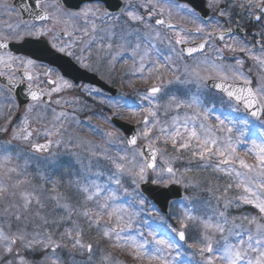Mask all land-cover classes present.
Wrapping results in <instances>:
<instances>
[{
	"label": "snow or ice",
	"instance_id": "1",
	"mask_svg": "<svg viewBox=\"0 0 264 264\" xmlns=\"http://www.w3.org/2000/svg\"><path fill=\"white\" fill-rule=\"evenodd\" d=\"M207 7L228 21L236 9H240L238 15L257 23L264 21V0H207ZM185 17L195 24L194 28L173 22ZM33 21L45 23L37 26ZM98 21L105 26L101 27ZM232 32L219 20H203L193 8L177 0H123L116 13L90 2L72 11L66 7L65 0H35L32 19L15 26L7 24L0 31V77L6 78L10 91L17 82L26 80L28 85L27 103L18 123L13 126L14 121L8 116L0 126V134L10 132V139L0 142V264H94L98 251L103 252L98 264H122L112 252L100 249L98 242L94 245L85 241V225L88 230H96L111 248L125 250L133 260L147 264H264V119H261L264 117V29L258 33L262 39L255 42L258 50L237 39ZM46 37L51 49L72 57L83 69L99 71L93 64L99 65L104 60L114 67L127 57L132 61L133 75L139 74L145 81L153 80L140 95V100L147 104L142 108L146 113L143 129L126 140L127 147L118 149V155L112 156L106 150L97 151L99 145H92L86 150L95 160L89 159L87 165L80 161L85 171L65 169L76 177L69 181L73 195L61 190L62 180L52 179L41 169L50 163L44 154L51 151L52 145L65 143V122L81 123L74 115L80 110L76 107L80 104L79 97L73 101L52 99L54 94L73 90L77 85L55 68L38 64L27 55H14L10 50L12 42L24 44ZM63 37L69 39L65 41ZM226 37L231 42H225ZM156 42L167 44L170 54L161 57ZM217 42H222L223 47H216ZM94 44L98 53H103L95 61L91 55ZM77 45L79 54L75 50ZM225 51L242 53L253 61L255 81L251 75L253 69L245 71V60L237 55L225 56ZM197 53L201 54L200 58L196 57ZM185 57L194 63H184L181 70L180 63ZM228 60L233 62L225 63ZM169 72L171 78L167 76ZM34 81L48 87L34 86ZM169 85H180L177 91L185 98L171 93ZM80 89L89 94L99 91L87 85ZM164 96L168 102L161 105L159 101ZM5 99L11 111L15 98ZM217 103L229 105L230 112L215 115L213 124L210 121ZM51 104L60 106L61 110L51 108L52 119L42 127H32V114L37 113L36 121H45ZM64 105L72 107L73 113L63 110ZM241 106L247 116L259 121V128L247 118L239 121L244 129L236 127L230 113L239 111ZM41 108L43 111L39 112ZM160 108L165 115L176 113L170 124L159 120ZM0 118H4L2 113ZM103 134L124 142L114 131ZM41 136L43 143L38 142ZM140 138L147 143L137 148ZM76 139V147L91 145L90 141ZM14 141L24 149L14 146ZM72 141L73 136L69 135L67 143ZM169 144L174 155L169 153ZM181 152H190L191 160L202 162L201 167L228 177L223 194L215 196L217 207L213 214H203L197 203L185 197L188 203L178 201L182 208L175 217L178 228L159 233L150 230L147 236L141 230L131 234L149 199L167 201L171 194L153 189L146 195L140 191L142 184L150 181L163 189H169L172 184L192 186L184 178L191 168L178 173L173 167V162L181 159ZM101 161H108L113 169L103 184L98 182L104 177ZM33 163L37 165L35 169L31 167ZM94 163L97 171L92 172ZM56 170L59 171V166ZM125 178L130 181L129 187L124 185ZM112 185L131 197L128 206L116 203L117 191ZM233 191L235 194L229 195ZM133 205H139L135 212L129 211ZM242 206H251L255 214L229 217V209ZM190 224L196 232L192 243L186 238ZM196 256L199 260H194Z\"/></svg>",
	"mask_w": 264,
	"mask_h": 264
},
{
	"label": "rangeland",
	"instance_id": "2",
	"mask_svg": "<svg viewBox=\"0 0 264 264\" xmlns=\"http://www.w3.org/2000/svg\"><path fill=\"white\" fill-rule=\"evenodd\" d=\"M158 44H159V46L163 45V44H161L159 42H158ZM163 46L166 49H169L167 44H164ZM131 64H132V61L130 59H128L125 63H123L124 66L130 67V72L132 70V68H131L132 65ZM181 70H183V67H181ZM137 77L138 78H135V80H133V82L138 86V88H134V89H132V91H134L135 89H138L137 93L142 95L145 92V90L147 89V87H149L151 85V83H153V80L145 81V80L140 78L139 74L137 75ZM168 78H170L169 75H168ZM170 87L181 88L180 85H169L168 88H170ZM173 89H175V88H173ZM5 96L6 95H5L4 91L0 90V113H2V115L4 117V118H0V120H1L0 126L4 125L5 119L8 116H11L12 119H13V117L15 115V111L14 110H16V105H15L14 101H12L11 111H9V105L6 102V99H5L6 97ZM119 99H123V97L122 98L120 97ZM124 100H126L127 102H130L129 98H127V99L124 98ZM139 101H141V100H139ZM167 101L168 100L163 101L164 103L162 102L160 104L161 105L167 104ZM100 104H101V102L98 101V105H100ZM81 106H82V104L80 106H78V107L76 106L80 110L74 113L76 119H78L81 123L77 124L75 122V120H71V121H66L65 122L66 123V127H67V133H65V135H64L65 143H62L59 146H56L55 144L52 145L51 151L48 154L44 155L46 157H49L50 163L48 164L47 167L41 169V171H43L46 175L51 176L52 179L62 180L63 183H62L61 190L66 192V193H68V194H70V195L74 194V190L69 186V181L70 180H75L76 177L74 175H69L68 172L65 171V169L67 168V169H69L72 172H78V171L79 172H83V171H85V169L81 168L80 161H83L84 165H87L89 159H92L93 161L95 160V158L91 157L89 152L86 150V149L90 148L92 145H99V148L96 149V150L97 151H104L103 150L104 144L102 142H100L99 140H97L96 138H94V137H92L90 135L83 134L80 131L81 130H85V127L90 128V129H93V128L94 129H96V128L99 129L100 128L98 132H101V133H103L105 131V129H113V127L110 125L109 121L105 119L106 117H104V115L99 114L98 116H95L97 118H92L89 115H84L83 117H81L80 116V114H82ZM144 106L147 107L146 102H144ZM123 107H125V106L123 105ZM123 107L121 108L122 109V113H123V115H121V116H123L122 118H124V119L128 120L129 122L133 123L134 126H136L137 132L142 131L143 125L140 124V121H141L142 117L144 115H146V113H144L142 110L141 111H139L137 109H135V110H127V109H125ZM51 108H56V110L58 112L61 110V107L57 106L55 104L49 106V111L47 112L46 120L43 121V122L36 121L34 119V117L37 115V113H33L32 114V117H33L32 127H34V128L42 127V126H44L47 123V121H50L52 119V112L50 110ZM21 110H22V112H21V115H22L23 112H24V108L21 109ZM63 110L68 111L70 114L73 113L72 107L67 106V105L64 106ZM38 111L42 112L43 109L42 108L38 109ZM183 111L184 110L181 111V113H180L181 115H183ZM163 114H164V109L160 108L159 109V117H158L159 120H160V118H161V116ZM167 114H170L169 115L170 116V118H169L170 120H171L172 116L176 115L175 112H171V113H167ZM244 118L245 117H240V119L237 120L238 121V124L236 126L237 128L244 129V126L239 123V121L244 119ZM248 120L251 123L256 124L258 128L260 127V124L257 123L256 121H252L250 119H248ZM18 121H19V118L16 120V122L14 123L13 126H15V124L18 123ZM75 130H77V131H75ZM116 133H117L118 137L121 136L120 132H116ZM156 133H157V135L159 134L158 131ZM69 135L73 136L72 143H67ZM77 137L80 138V139H83V140L90 141L91 145H81L80 147H76L75 145L78 143V140L76 139ZM39 138H44V137L41 136ZM55 138L56 137H54L53 139H55ZM103 138H104L106 144L107 143L108 144L119 143L114 138H110V137H106V138L103 137ZM8 139H10V133L5 138H0V142H2L4 140H8ZM140 140H144V139L140 138ZM13 145L14 146L18 145V147L20 149H24V146L18 144V142L14 141ZM158 146H162V145H158ZM170 147L171 146H169V148ZM74 153L76 155H73ZM169 153L173 154V155L175 154V153H171V152H169ZM241 154H243L242 148H241ZM158 160H159V158H158ZM249 160H250V162H252L251 157H249ZM197 162H200V161H186V164H184V162H182L180 159H178V160H175L173 162V167L178 171V173H185V169L193 167V164H195ZM19 163L22 164L23 160L19 161ZM102 165L106 168V161H101V166ZM182 165H186V166H182ZM57 166H59V171L56 170ZM31 167H32V169H35L37 167V165L35 163H33ZM192 170L190 172H186L185 173V177H184L185 178V183L191 181L192 186L188 187V188H185L182 184H179V185L183 186L185 189L188 190L189 195L186 196V197L189 198V200H191L192 202L197 203V205L199 207H200V205L198 204L199 203L198 200L200 198H199L198 195H200V194L203 195L204 194V190L202 189V187H203L202 184H206L207 183V185H210V187H212L214 190H217V191L222 189V193H220V194H217V193H215L213 191H212V193L210 191L207 192L205 190V195H207V197L205 196L206 198L204 199V202L206 201V204H207V205H205L206 206L205 213H207L209 215H212L213 214V210L217 207V201L215 199V196L223 194V189H224L225 185L227 183H229V181H226V182L224 181L223 182V180L221 178H219V177L216 178V180H217L216 181V180L211 178V176L213 174H211L209 177H202L201 179H199L200 178L199 175H197L196 173L192 174L193 173ZM95 171H97V168H96L95 163H94L93 167H92V172H95ZM211 171L212 170H209V172H211ZM211 173H213V172H211ZM209 178H210V182H209ZM106 181H107V179H106ZM98 182L102 183L101 179ZM218 182H223L224 185H222V184L219 185ZM124 185H125V187H129V185H130V181H128L127 178H125V180H124ZM112 188L115 189V188H117V186L116 185H112ZM117 189H119V188H117ZM117 189H115V190L117 191ZM118 193L120 194L119 196H118ZM118 193H117L118 199H117L116 203L128 206L127 202L129 200H131V197L126 195L124 193L123 189H121L120 192H118ZM234 194H235L234 191L229 193V195H234ZM183 202L184 203H188V200L184 199ZM73 203H76V201L74 200ZM138 207H139V205L130 206L129 207V211L135 212ZM200 208H201V210L203 209V207H200ZM221 208H222V202H221ZM241 208L233 207V208L229 209V213H228L229 217L231 218L232 216H240V215H242L241 211L239 210ZM173 211H174L173 220H172L173 222L171 224H168L167 222H165V220L162 217H160L159 215H157L154 212H152V209H150V205H146L145 208H144V211H142V212H143L144 218L146 219L145 221H147L148 223L147 224L141 223V225H143V227L142 228L141 227H136V230H140V229L141 230H146V231L153 230V231H157L159 233V232H162L164 230L170 231L171 228H178L179 225H178V222H177L175 217H176V215H178V214H180L182 212V208L180 207L179 203L174 205ZM255 211L256 210L253 209L251 212L250 211H246V213L255 214ZM202 212H203V210H202ZM81 223H83V221H81ZM67 226H70V225H67ZM189 228L191 229L192 232L189 234V238L187 239V241H188V243H192L196 239V232H195V230H194V228H193V226L191 224H190ZM60 230L63 231V228H61ZM173 235H174V233H173ZM84 239H85L86 242H92L94 245L98 242L100 249H105L107 251L112 252V254L119 261H121L122 264H147V261H136V260H133L132 257L129 256L125 250H121V249H118V248H111L107 241L101 239V237L99 236V234L97 233L96 230H94V229L93 230H88L86 225H85V237H84ZM184 247L187 248V245H184ZM188 251L191 252L193 250L188 249ZM101 255H103V252L98 251L97 252L96 261L94 262V264H98L99 257ZM194 260H199V257L198 256L194 257Z\"/></svg>",
	"mask_w": 264,
	"mask_h": 264
},
{
	"label": "flooded vegetation",
	"instance_id": "3",
	"mask_svg": "<svg viewBox=\"0 0 264 264\" xmlns=\"http://www.w3.org/2000/svg\"><path fill=\"white\" fill-rule=\"evenodd\" d=\"M102 0H66V2L71 3L69 6H66L69 10L72 11H77L79 10L80 7H83L85 3H93V4H98V6L105 8V4L101 2ZM111 1V0H110ZM207 1V0H206ZM120 4H123V0H119ZM5 5L8 7L5 8ZM8 9H12V11H8ZM35 11V0H0V31H3L6 29L7 24L11 23L13 26L20 24L22 21H29L28 19L23 18H28L29 15H32ZM216 15V14H215ZM31 17V16H30ZM218 19H221L218 15H216ZM126 19V18H125ZM204 20V19H203ZM209 21V20H205ZM37 26H41L43 23L42 21H33ZM154 23V21H152ZM173 22L180 24L183 27L186 28H191V26L195 27V24H193L189 18L185 17V19L181 20L179 18H176ZM51 23V22H47ZM100 24L101 27H104L105 25L101 22H97ZM110 23V22H109ZM123 23V20L121 21ZM235 25L236 27H239L245 33L243 36H238L236 34H232L235 36L237 39L245 40L248 42L250 47H255L254 50H258L259 45H256L255 42L257 40H261L262 37L258 35V33L264 29V21H261L260 23H253L252 20L242 17V19L235 20ZM223 25V24H221ZM163 31V30H162ZM171 33H169L170 35ZM79 35V34H77ZM65 41H67L69 38L63 37ZM229 40L228 37L225 38V42ZM30 42L24 47L25 52H13L14 55H27L29 58H33L37 61L38 64H42L45 66H50L55 68L60 75L64 76L65 79H68L72 81L75 85H77V88L70 90V91H65L61 92L59 94H54L52 99L55 100L57 98H62L65 100L73 101L75 98L79 97L80 104L77 105L81 106V111L83 112L84 115H90L93 113V111L96 110V101L100 100L103 102V105L106 107V104L108 102H111L115 100L116 98H122L123 99H131L135 100L136 106L133 107V109H137L139 111L144 108V102L139 101L140 100V94L137 93L138 89H135L132 91L134 88H138V86L133 82L135 78H138L137 75H133V69L130 72V67H126L123 65L128 58L125 57L123 62H117L114 67H110L107 63L106 60L101 61L99 65L93 64V67H99V71H88L86 69H83L80 67V65L74 60L72 57L65 56L60 53H56L55 50L51 49L50 44L48 43V38H44L41 41H36L37 44H33L34 40H29ZM199 41V39H197ZM229 42H231L229 40ZM11 44H17L15 42H12ZM79 45L76 47V52L79 54ZM177 49H179V46H176ZM216 47H223L222 42H217ZM159 49V48H158ZM37 50L40 51L39 56H30L28 55L27 52H31L33 54V51ZM160 50V56L163 57L164 55L170 54L169 49L164 48L163 50ZM206 52H208L210 55V50L206 49ZM85 55H88V52L84 53ZM91 55L93 61L96 60L97 55H103V53H98L97 51V45H92L91 48ZM197 58H200L201 54L197 53L195 54ZM231 55H237L242 57L245 60V71L249 68H252L253 71L251 73L254 81L256 78V69L253 65V61L248 59V57L242 53H228L225 51V56H231ZM156 59H160V63H163V59L156 57ZM233 61L228 60L225 61V63H232ZM192 64L194 63L193 59L185 57L184 61L180 63V67H183V64ZM132 65V64H131ZM132 68V66H131ZM43 71V69H41ZM19 76V73H17ZM169 76L171 77V73L169 72ZM6 80L5 77H2ZM93 78L98 79L100 82L104 83L103 85L108 86L110 88H115L117 90L116 96H111L105 89L100 88V86H97L95 82H93ZM34 86H38L40 88H46L48 87L45 84L39 83L34 81ZM18 85L23 86L24 88L27 89L28 81L24 80L22 83L17 82ZM87 85L89 88H94V89H99L98 92H92V93H87L84 91H81L80 86ZM255 83L253 84V87H255ZM0 90H3L5 93L6 98H12L15 96L12 94V92L6 88L0 85ZM127 97V98H126ZM47 99V98H46ZM160 103L163 102V98H160ZM222 106L224 104H221ZM65 106V105H64ZM68 106V105H67ZM229 106V105H228ZM223 108V107H222ZM103 110V109H102Z\"/></svg>",
	"mask_w": 264,
	"mask_h": 264
},
{
	"label": "water",
	"instance_id": "4",
	"mask_svg": "<svg viewBox=\"0 0 264 264\" xmlns=\"http://www.w3.org/2000/svg\"><path fill=\"white\" fill-rule=\"evenodd\" d=\"M179 1H183V2H187L189 3L194 9H197V10H201V6H202V2L201 0H179ZM7 85V84H6ZM13 92L16 94V95H20L16 92H18V90L16 89H12ZM20 93V91H19ZM17 101L19 103V106H21L22 104L26 103L27 102V99H23L22 97H18L17 98ZM115 125H117V127H119L123 133H124V137L126 138V140L128 138H131L133 135H135V131H134V128L132 126H130L129 124H126V123H121V122H115ZM142 147V146H141ZM144 151L146 152L147 149L144 148ZM141 190L143 192H145V194L147 195V191L148 190H153V189H156V190H159V191H170V195L168 196L167 198V201H164L163 199H160V200H153L151 199L154 204L159 208V210L162 212V214H167L168 212V200L171 198H176V194L179 192V189L175 188V187H170L169 189H163V188H160V187H156V186H151L150 184H143L141 185ZM182 194L179 192L177 197L181 196Z\"/></svg>",
	"mask_w": 264,
	"mask_h": 264
}]
</instances>
